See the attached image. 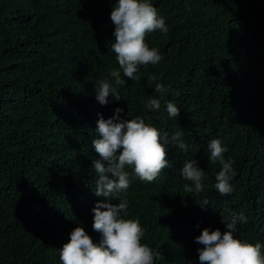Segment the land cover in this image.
Wrapping results in <instances>:
<instances>
[{
  "label": "trees",
  "instance_id": "trees-1",
  "mask_svg": "<svg viewBox=\"0 0 264 264\" xmlns=\"http://www.w3.org/2000/svg\"><path fill=\"white\" fill-rule=\"evenodd\" d=\"M116 2L0 0V264H62L60 249L78 226L101 242L92 209L109 198L95 194L93 140L101 115L117 107L161 136L183 134L185 149L165 144L169 164L156 180L132 174L122 194L126 218L139 219L141 242L159 254L154 264H200L195 238L205 227L227 231L223 216L241 212L248 223L237 238L264 245V0H151L169 31L145 39L162 58L141 65L135 80L121 70V86L109 75L119 69ZM105 77L121 98L110 93L101 104L95 82ZM155 83L169 91L152 111L145 103L161 98ZM211 139L234 162L227 195L214 187L221 165L208 160ZM193 160L205 173L199 194L184 190L191 182L181 175Z\"/></svg>",
  "mask_w": 264,
  "mask_h": 264
},
{
  "label": "clouds",
  "instance_id": "clouds-1",
  "mask_svg": "<svg viewBox=\"0 0 264 264\" xmlns=\"http://www.w3.org/2000/svg\"><path fill=\"white\" fill-rule=\"evenodd\" d=\"M110 18L115 25V42L111 51L116 54L119 69H112L109 75L116 86H121L125 84L121 70L124 77L135 80L141 65L156 64L161 60L158 49L149 47L145 38L156 31L167 34L169 29L151 0H117ZM153 79H149V84ZM95 84L96 99L101 104L108 103L110 93L117 100L121 98L107 77L98 79ZM154 87L161 98H151L145 103V108L152 111L161 108V100L169 91L162 83H155ZM166 108L170 117L179 115L180 109L173 102L168 101ZM123 111V108L117 107L113 116L105 119L101 115L96 129L100 138L93 140L100 156L93 164L97 176L95 194L109 198L107 202H97L92 209L93 229L102 234V240L97 244L83 226L74 228L70 240L60 249L62 264H154L159 255L141 242L145 229L139 219L126 218L129 201L122 194L130 187L132 174L141 181L156 180L169 164L165 144L171 142L179 149H185L183 143H177L183 134L175 132L171 137L161 136L158 128L146 123L141 116L123 119ZM207 151L209 162L221 165L215 177V189L221 195L230 194L233 191L230 181L235 171L234 162L224 158L228 149L220 139H211ZM127 169H132V172ZM181 175L191 182L184 185L186 192L199 194L204 191L205 173L197 161H185ZM113 200L119 202L113 203ZM223 218L227 231L221 232L219 228L211 231L205 227L195 238L203 246L198 249L200 264H264V245L239 239L235 235L238 225L248 223L245 214L241 212Z\"/></svg>",
  "mask_w": 264,
  "mask_h": 264
}]
</instances>
